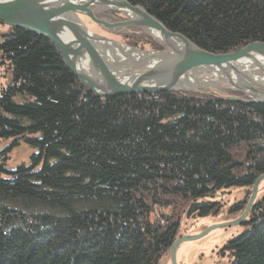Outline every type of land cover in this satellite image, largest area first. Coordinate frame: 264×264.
<instances>
[{"label":"trees","instance_id":"obj_1","mask_svg":"<svg viewBox=\"0 0 264 264\" xmlns=\"http://www.w3.org/2000/svg\"><path fill=\"white\" fill-rule=\"evenodd\" d=\"M199 48L220 54L264 42V0H126ZM111 23L122 13L95 8ZM138 49H169L135 26L108 28ZM0 24L6 26L4 23ZM0 66V264H162L183 216L222 213L213 199L245 187L227 220L247 208L264 174V103L227 91L99 97L53 44L7 26ZM22 144L29 164L8 169ZM168 211V212H167ZM245 232L223 249L231 264H264V195Z\"/></svg>","mask_w":264,"mask_h":264},{"label":"water","instance_id":"obj_2","mask_svg":"<svg viewBox=\"0 0 264 264\" xmlns=\"http://www.w3.org/2000/svg\"><path fill=\"white\" fill-rule=\"evenodd\" d=\"M95 8L120 12L128 20L111 23L100 19ZM81 16L108 28L135 26L169 49L143 50L124 45L94 32L103 28ZM0 22L47 38L78 80L99 97L205 90L245 101L226 93L236 91L251 96L252 103H264V42H253L229 53L208 52L126 0H0ZM262 181L264 174L256 179L247 208L239 218L175 240L170 249L172 264H177L181 243L217 228L242 225Z\"/></svg>","mask_w":264,"mask_h":264},{"label":"rangeland","instance_id":"obj_3","mask_svg":"<svg viewBox=\"0 0 264 264\" xmlns=\"http://www.w3.org/2000/svg\"><path fill=\"white\" fill-rule=\"evenodd\" d=\"M8 30L7 25L0 24V42L4 39V34ZM143 31V30H142ZM98 34L114 39L122 43L116 36L110 35L106 30H94ZM144 33L148 34L144 31ZM150 35V34H149ZM124 44V43H122ZM127 45V44H124ZM129 46V45H127ZM144 50H157V49H144ZM167 50V49H163ZM11 75L6 73L4 68L0 66V89L9 84ZM189 91V90H186ZM205 91V90H197ZM207 92V91H206ZM227 93V91H226ZM229 94V93H228ZM231 95V94H229ZM236 96V95H232ZM10 144V141H0V151L5 149ZM35 151L28 147L26 144L15 148L10 154V160L8 162V169L14 170L20 164H29L31 161V155ZM262 189V190H261ZM252 194V193H251ZM248 195V189L245 187H235L231 189H225L220 192L213 201L228 204L229 206L235 202H240ZM264 195V181L260 184L258 196ZM223 209L222 213L198 215L197 213L192 216H183L180 221V231L185 235H197L201 233L205 228L214 224L231 221L226 219L227 206ZM168 212V211H167ZM233 220V219H232ZM235 220V219H234ZM246 226L238 225L231 227L217 228L209 232L207 235L188 240L181 243L177 249V264H231L232 258L228 253H224L223 249L225 244L229 240H233L245 232ZM162 264H172L170 258L164 259Z\"/></svg>","mask_w":264,"mask_h":264},{"label":"bare ground","instance_id":"obj_4","mask_svg":"<svg viewBox=\"0 0 264 264\" xmlns=\"http://www.w3.org/2000/svg\"><path fill=\"white\" fill-rule=\"evenodd\" d=\"M111 11H113V10H111ZM120 13V12H119Z\"/></svg>","mask_w":264,"mask_h":264}]
</instances>
